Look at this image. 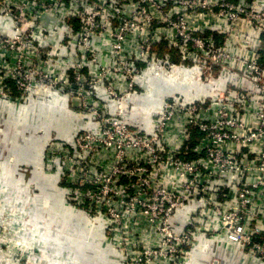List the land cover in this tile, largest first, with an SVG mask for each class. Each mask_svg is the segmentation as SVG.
<instances>
[{
    "label": "built area",
    "instance_id": "1",
    "mask_svg": "<svg viewBox=\"0 0 264 264\" xmlns=\"http://www.w3.org/2000/svg\"><path fill=\"white\" fill-rule=\"evenodd\" d=\"M174 55L226 88L169 96L153 130L131 125L140 65L166 69ZM52 93L95 125L51 138L44 161L67 205L103 221L109 261L201 264L212 241L264 260V0H0V101ZM8 244L10 264H27L35 248Z\"/></svg>",
    "mask_w": 264,
    "mask_h": 264
},
{
    "label": "crops",
    "instance_id": "2",
    "mask_svg": "<svg viewBox=\"0 0 264 264\" xmlns=\"http://www.w3.org/2000/svg\"><path fill=\"white\" fill-rule=\"evenodd\" d=\"M59 35L57 33L54 39H59ZM173 59L174 64L166 69L158 65H140L143 72L138 79L137 93L130 99L128 109L134 119L141 121V126L150 125L148 129L154 128L151 125V113L159 111L167 97L182 95L200 99L215 96L226 88V81L219 82V88L209 82L198 81L193 68L180 65L177 55ZM45 98L43 101L32 100L25 105L0 101V146H10L16 153L13 155L7 148L0 150V179L4 181V174L11 185L22 182L35 186L34 191L23 190L19 199L10 201H14L13 205L22 204V215L24 213L25 216L21 217L30 219L28 229L23 231L31 234L35 222L33 219H44L42 226L38 223L35 227L38 228L36 232L45 236L48 233L52 238L44 241L45 246L32 247L41 250L37 254L30 253V257L33 261L39 260V263H44L48 257L50 262L59 264H93L92 260H95L94 264H113L109 261V251L103 253V221L100 218L94 220L67 205L58 173L49 171L44 161V145L51 138L71 142L80 131L93 129L95 125L88 122L79 112V106L66 94L52 93ZM104 99L108 100L106 97ZM28 137L30 140L26 139ZM34 138L38 142L37 146H28ZM46 139L48 141L44 144ZM82 224L89 228L85 239L79 235ZM34 255H37L36 258ZM198 260L201 264H264V260L251 256L249 249L244 246L223 241H212L208 253L199 255Z\"/></svg>",
    "mask_w": 264,
    "mask_h": 264
},
{
    "label": "rangeland",
    "instance_id": "3",
    "mask_svg": "<svg viewBox=\"0 0 264 264\" xmlns=\"http://www.w3.org/2000/svg\"><path fill=\"white\" fill-rule=\"evenodd\" d=\"M188 13H189V15H188L189 18H191V15H192L193 12H188ZM166 14H168V13H166ZM164 17H166L165 14H164ZM166 19H168V18L166 17L165 19L159 20L158 22H160L162 24L168 23V22H165ZM175 20L179 21V15L176 16ZM195 24H196V22H195ZM209 25L211 27H213V28L217 27V23L215 21L214 22H209ZM221 25L223 26L225 24H221ZM192 26H193V22L190 20L189 25L187 23H185L184 27L187 30L188 28H191ZM229 29H230V27H229ZM176 33H177V31H176ZM36 100L43 101V100H46V98L43 97V98H38ZM113 108L115 109L116 106H114ZM125 111L127 112V115H128L130 110L129 109H125ZM129 122H130L131 125L141 126V123H140L141 121L139 119H134L133 118V114L130 115ZM26 139L30 140L29 137L26 138ZM47 141L48 140L46 139V142L44 144H46ZM23 142H26V144H27V141L23 140ZM36 143H38V142L36 141V138H34L33 142L28 144V146L36 147L37 146ZM14 147H16V145ZM6 148H7L8 151L11 150L10 152L13 153V155L16 154L14 148H11L10 146H7ZM6 148H4L2 145L0 146V150L1 149L5 150ZM44 148H45V145H44ZM6 188H7V186H5L3 184V181H0V264H10V261L8 260V258H11L12 256L15 257V255L13 253H12L13 255L8 257L9 256V246H10V244L4 246L3 245L4 243H10V242L14 243V242H17V241H24L27 244V241H28L30 243V246H31L30 248H32L34 246H39L41 243H43L46 240L52 239V238H50V234L46 233V231H45V233H46L47 236H45L44 234H41V232H39V233L36 232V230L38 231V228H35V227H37L38 223H41V226H42L44 224L43 222H45L44 219H43V221H40L39 219H36V218L33 219L35 221L34 222V227H32L33 229L29 228L30 230L32 229V233L31 234L26 233L25 231H23L24 229L25 230L28 229L29 225L27 223L30 221V219H29V217H21V216L24 215V213L22 215V212L24 210L23 207H22V204H20V203L17 204L16 208H15V205H14V208L11 209L10 207H8V202L9 201L8 202L6 201V199H8V200L14 199V198H18L19 199L21 191H23V190L34 191L35 190V186L28 185V184H26V185H24V184H16L13 187L10 186L8 188L7 193L5 192ZM61 188H62L61 189L62 192L64 193L65 190L63 189V187H61ZM12 203L14 204V201H12ZM142 203L145 204V205H150L149 203H145V202H142ZM31 222H33V221L31 220ZM83 225L84 224H82V227H83ZM88 229H87V227L86 228L83 227L82 229H80L79 235H80V237L82 239H85V237L87 236L86 230H88ZM20 232H21V234H20ZM42 232H44V230H42ZM38 249H39V247H36L35 249H31V251H28V253H29L28 255L31 256L30 253L31 254H37L38 253ZM36 256L37 255H34L35 258H36ZM44 261H45L44 264H58V263L50 262L48 257H46V259H44ZM94 261L95 260H92L93 264H94ZM27 264H39V260L38 261H33V259L28 258Z\"/></svg>",
    "mask_w": 264,
    "mask_h": 264
},
{
    "label": "water",
    "instance_id": "4",
    "mask_svg": "<svg viewBox=\"0 0 264 264\" xmlns=\"http://www.w3.org/2000/svg\"><path fill=\"white\" fill-rule=\"evenodd\" d=\"M74 103H75V105H78L79 104V102L77 100H74Z\"/></svg>",
    "mask_w": 264,
    "mask_h": 264
},
{
    "label": "trees",
    "instance_id": "5",
    "mask_svg": "<svg viewBox=\"0 0 264 264\" xmlns=\"http://www.w3.org/2000/svg\"><path fill=\"white\" fill-rule=\"evenodd\" d=\"M218 39H220V38H218ZM163 51H164L163 48H161V49H160V53H164Z\"/></svg>",
    "mask_w": 264,
    "mask_h": 264
}]
</instances>
